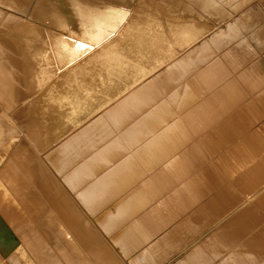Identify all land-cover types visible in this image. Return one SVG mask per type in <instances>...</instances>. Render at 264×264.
Returning a JSON list of instances; mask_svg holds the SVG:
<instances>
[{
  "label": "bare ground",
  "instance_id": "1",
  "mask_svg": "<svg viewBox=\"0 0 264 264\" xmlns=\"http://www.w3.org/2000/svg\"><path fill=\"white\" fill-rule=\"evenodd\" d=\"M223 4L0 0L1 264H48L51 257L58 264H143L159 257L144 251L153 232L121 226L136 224L163 188L206 177L198 171L226 144L225 121L214 112L236 93L220 73L242 64L226 51L219 57L221 45L253 19L230 21ZM220 18L230 21L226 28ZM1 182L15 197L9 212ZM182 197L170 198L174 210ZM152 210L162 233L165 207ZM234 235L207 238L191 258L251 264L256 255L224 257L222 243L251 240Z\"/></svg>",
  "mask_w": 264,
  "mask_h": 264
},
{
  "label": "crops",
  "instance_id": "2",
  "mask_svg": "<svg viewBox=\"0 0 264 264\" xmlns=\"http://www.w3.org/2000/svg\"><path fill=\"white\" fill-rule=\"evenodd\" d=\"M244 23L247 29H250L249 40H245L241 48L234 46L232 50H242L241 55L243 56L248 53L247 57L250 61L241 70L232 69L233 71L220 73L226 75L225 83H230L233 87L231 91L234 90L236 93L235 99L227 100L226 103L220 100L214 112L218 120L225 121V132H220L222 138L226 137V144L222 146L223 148L220 147L223 149L219 153H223L219 158L220 165L216 163L217 161H212L205 165V169L201 168L198 171V175L212 171L211 175L207 174L211 176L208 179H206L207 176L206 178L203 176L196 179V183L183 181L178 185L163 188V194L159 195L157 202L147 203L144 214L141 209L138 211L139 220L136 224H130L134 221L129 220L128 224L121 226L122 230H126L122 227L127 226L131 232L133 230L153 232L152 239L158 237L151 243L152 239L149 240L144 251L159 253V257L145 259L143 264H162L167 260L170 261V256L178 250L181 252L191 250L181 264L202 263L201 259H192L191 255L197 252L195 250L197 246L202 249L206 247V240L203 241V237L208 231H211L210 234L213 233L209 238L217 237L218 241L221 239L231 241L235 233L247 234V237L251 239L247 246L236 243L226 245L221 242L224 247H220L225 250L223 252L225 258H232L236 253L245 257L258 254L259 246H251L255 241L256 244L261 243L263 245L260 246H264V25L261 26L264 23L261 25L254 21ZM258 41H261L263 45H259ZM260 49L263 51H259ZM230 51L227 49L228 53ZM254 53H261V58L251 59L253 57L250 55ZM235 56L238 55L235 54ZM224 84L218 85L221 88ZM200 105L205 106L203 102ZM207 112L212 113L211 110L205 111L201 113V117L205 118ZM200 158L205 162L207 160L202 154ZM214 168L218 170V173L213 172ZM231 169L233 174L229 176ZM238 170L239 172L235 175ZM195 171L191 174L194 177ZM213 173L216 175L214 178H212ZM222 176H225L226 182H222L224 178L221 179ZM178 194L184 197H182L179 210H174L170 198ZM164 199L167 201L162 204ZM160 206L165 207L163 216L169 220V225L167 224L168 226L162 229V233H157L160 224L156 227L151 223L152 216L155 214L152 207L156 213H160L157 210ZM184 211H188L190 215L183 217L186 221L178 224L174 220ZM207 221H210V228L195 237L203 230ZM181 237L191 238L182 243ZM246 248L249 249L247 252ZM249 251L252 254H249ZM261 252L264 251L261 250L259 255ZM259 255H256L255 259Z\"/></svg>",
  "mask_w": 264,
  "mask_h": 264
},
{
  "label": "rangeland",
  "instance_id": "3",
  "mask_svg": "<svg viewBox=\"0 0 264 264\" xmlns=\"http://www.w3.org/2000/svg\"><path fill=\"white\" fill-rule=\"evenodd\" d=\"M218 1H223L224 2V6H225V8H226V11H227V13H228V17L230 18V21L232 20V18H233V20L235 19L237 22H238V20H239V23H240V21L241 20H246V19H249V20H252V22L254 21L255 23H257V24H259V25H261L262 23H264V0H256L255 1V3H252L250 6H248V7H243V5L242 6H239V0H230V2L229 1H227V0H218ZM227 3H226V2ZM235 2V3H234ZM228 3H229V5H228ZM232 3V4H231ZM237 3V4H236ZM261 5H260V4ZM231 4V5H230ZM234 7H233V6ZM232 6V7H231ZM261 6H262V8H261ZM240 9H242V10H240ZM263 9V10H262ZM238 11H239V13H238ZM261 14V15H260ZM235 16V17H234ZM244 16V17H243ZM251 16H253V17H251ZM246 17V18H245ZM242 18V19H241ZM263 18V19H262ZM227 18H220L219 19V24H220V26L222 27V28H226L227 27V24L230 22L229 20H226ZM227 21H228V23H227ZM224 23V24H223ZM264 24H262L261 26H263ZM243 34H238V36H236L235 38H233V39H230V40H228V41H225L222 45H221V50L223 49V52L222 53H220V55H219V57H225V54L226 53H228L227 52V49L226 48H228L229 46H231V48H233L234 46H237V47H239V48H241L240 46V44H241V42L243 43V42H245V40L246 41H248L249 40V32H250V29H247V30H244L243 29ZM237 41H239V42H237ZM233 42H234V44H233ZM237 42V44H235ZM227 43V44H226ZM239 44V45H238ZM227 45V46H226ZM233 46V47H232ZM229 49H230V47H229ZM264 49V48H263ZM263 49H260L259 51H263ZM231 51L229 52V54H230V56L232 55V54H234V56H235V54L236 55H238V57H240L241 58V68H238L239 70H241L242 68H244L245 66H246V64H247V62L248 61H250V59L247 57V55H248V53L245 55V56H243V55H241V53H242V50H235V51H233L232 49H230ZM224 51H226V53L224 52ZM237 52H238V54H237ZM261 54V53H260ZM260 54H252V56L251 57H253V58H251V59H255L256 58V60H258V59H260L261 57H260ZM224 55V56H223ZM254 55V56H253ZM258 55V56H257ZM249 56V57H250ZM242 57H244L243 58V60H242ZM224 59V58H223ZM226 59H227V57H226ZM227 61V60H226ZM206 67V66H205ZM230 67H232V65H230ZM233 71V70H232ZM15 145H13V147H14ZM223 154V153H222ZM222 154H219V155H217V157H216V161H217V164L218 165H220L219 163V158L222 156ZM7 156V155H6ZM218 159V160H217ZM222 163V162H221ZM3 169V171H1ZM215 169V170H214ZM213 169V172H215V174H216V172L218 173V170H216V168H214ZM5 167H4V165L2 166H0V175H2V176H4V174H6L5 173ZM223 170V169H222ZM240 170V169H239ZM239 170L235 173V175L239 172ZM220 172V171H219ZM208 173H210V175L212 174V171H208V172H206V176H207V174ZM222 173V172H221ZM214 173H213V177L212 178H214V176H216ZM229 176H231L232 174H233V171H232V169L229 171ZM224 175V174H223ZM209 177H211V176H209L208 175V177L206 178V179H208ZM224 177V178H223ZM0 178H1V176H0ZM216 178V177H215ZM221 179H222V182H226L225 181V176H222V177H220ZM4 183V182H3ZM3 183L1 182V184H2V195H3V197H4V200L6 201V208H7V203H8V210H7V212H9V208L11 207H14V200H15V197H14V195H13V193H11L9 190H8V187H7V184H5L4 186H3ZM114 200V199H113ZM190 215V213H188V211H184V212H182V213H180V215H179V217H177L176 218V220H174V221H177V223L179 224L180 222L182 223L183 221H186V219H183V217H187V216H189ZM21 220H25L24 218H22ZM188 221H191V220H188ZM262 222V221H261ZM263 223H264V221H263ZM213 224V223H212ZM210 221H207V223H206V225H204L203 226V230H201V232H199L198 234H197V236H195V237H198V235H201V233H203V232H205L208 228H210ZM127 227V226H126ZM171 228V227H170ZM170 228H168V229H170ZM127 230V229H126ZM129 230V229H128ZM211 233V231H208V232H206V236L205 237H203L204 239H203V241L204 240H206L207 238H209L211 235H213V233L212 234H210ZM194 237V238H195ZM42 238H45V235H43V237ZM40 247H41V249H42V253H44L45 254V251L47 250V247H48V244H45V243H43V240H41V244H40ZM184 248H185V246H184ZM257 248V247H256ZM182 249H183V247H182ZM222 249V248H221ZM258 249H259V252L261 251V250H263L264 251V246H259L258 247ZM219 250V249H218ZM243 250V249H242ZM249 249H245V251L247 252ZM189 251H191V250H189ZM189 251H185V252H181V251H175V252H173V254L170 256V261H165L164 263H162V264H181V263H183V261H185V256H186V254H188V252ZM220 251V250H219ZM244 251V250H243ZM229 252V251H228ZM259 252H258V254H256V255H259ZM219 253V252H218ZM251 253V251H249V254ZM262 253V252H261ZM264 253V252H263ZM252 254V253H251ZM48 255H50V253L48 254ZM55 258V257H54ZM262 258V259H261ZM7 259V258H6ZM250 260H252V261H250V263L251 264H264V256H262V257H260V258H258V259H250ZM7 261V263L6 264H13V263H11L10 262V260H6ZM128 262V264H130V262H129V260L127 261ZM217 262V263H216ZM214 261L213 263L214 264H219L221 261L219 260V261ZM59 262L58 261H56V260H54L52 257L50 258V260H49V263L48 264H58ZM1 264V263H0ZM186 264V263H185ZM188 264V263H187ZM242 264V263H241ZM243 264H245V263H243Z\"/></svg>",
  "mask_w": 264,
  "mask_h": 264
}]
</instances>
